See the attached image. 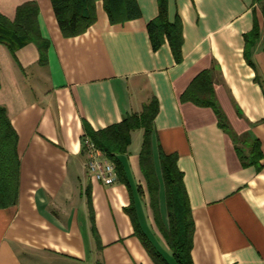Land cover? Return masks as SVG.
Here are the masks:
<instances>
[{
	"label": "crops",
	"instance_id": "0c3cea01",
	"mask_svg": "<svg viewBox=\"0 0 264 264\" xmlns=\"http://www.w3.org/2000/svg\"><path fill=\"white\" fill-rule=\"evenodd\" d=\"M27 1L38 4L48 46L41 63L34 42L14 52L0 43V105L19 158L17 200L0 208V264H154L130 212L175 264L154 221L141 147L130 150L137 129L117 155L122 177L106 185L86 167L87 128L140 114L152 99L155 161L159 147L177 155L193 263L264 264V0H167L166 20L180 28L175 48L165 33L157 46L150 38L157 0H136L141 16L117 22L96 0L95 21L72 37L51 0H0V13L13 20ZM159 206L166 221L162 187Z\"/></svg>",
	"mask_w": 264,
	"mask_h": 264
},
{
	"label": "trees",
	"instance_id": "16d2710c",
	"mask_svg": "<svg viewBox=\"0 0 264 264\" xmlns=\"http://www.w3.org/2000/svg\"><path fill=\"white\" fill-rule=\"evenodd\" d=\"M96 0H51L59 28L65 37L83 33L96 18ZM104 8L112 22L134 19L141 16L136 0H103ZM158 16L148 24L150 38L154 46L159 44L162 34H167L170 43L180 42V28L166 20L167 0H157ZM264 15V5H262ZM39 7L36 1H27L19 5L13 20L0 13V43L6 44L11 52L27 42H34L40 50L41 63L46 62L45 52L48 41L38 27ZM258 36L257 27L246 36V44L252 43ZM201 77V76H200ZM199 77V78H200ZM198 78V80H199ZM202 82L204 75H202ZM201 104L212 105V100ZM157 112L156 100L146 104L140 114L127 115L121 122L101 130L87 128L89 139L111 160L119 177L123 176V167L117 155L127 152L131 142L132 130L144 129L143 143L139 152L140 169L145 177L150 207L155 224L172 252L175 264H194L191 258L194 221L188 195L183 182V173L176 165L177 155L166 154L159 147L157 161L152 147L153 120ZM224 126V123H221ZM252 155H260L259 144L255 143ZM19 158L17 153V134L0 105V208L14 204L18 194ZM163 188L166 206V221L159 206V192ZM136 235L148 251L154 264H170L154 247L142 231L136 216L130 212Z\"/></svg>",
	"mask_w": 264,
	"mask_h": 264
},
{
	"label": "built area",
	"instance_id": "2783aa9c",
	"mask_svg": "<svg viewBox=\"0 0 264 264\" xmlns=\"http://www.w3.org/2000/svg\"><path fill=\"white\" fill-rule=\"evenodd\" d=\"M84 147L86 167L90 176L106 185L112 184L116 179L114 164L110 160L103 158V152L91 140H86Z\"/></svg>",
	"mask_w": 264,
	"mask_h": 264
},
{
	"label": "rangeland",
	"instance_id": "374dc122",
	"mask_svg": "<svg viewBox=\"0 0 264 264\" xmlns=\"http://www.w3.org/2000/svg\"><path fill=\"white\" fill-rule=\"evenodd\" d=\"M44 82V81H43ZM45 84V82H44ZM132 144L130 146L131 151H137L139 152L141 144H142V139H143V130L142 129H137L133 132L132 134Z\"/></svg>",
	"mask_w": 264,
	"mask_h": 264
}]
</instances>
